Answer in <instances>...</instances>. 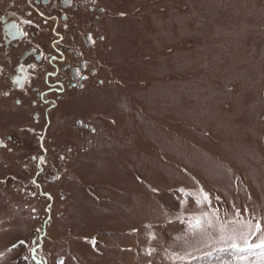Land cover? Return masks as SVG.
Listing matches in <instances>:
<instances>
[{
  "label": "rangeland",
  "instance_id": "rangeland-1",
  "mask_svg": "<svg viewBox=\"0 0 264 264\" xmlns=\"http://www.w3.org/2000/svg\"><path fill=\"white\" fill-rule=\"evenodd\" d=\"M98 6L58 27L96 76L48 126L43 77L0 81V264H264V0Z\"/></svg>",
  "mask_w": 264,
  "mask_h": 264
},
{
  "label": "flooded vegetation",
  "instance_id": "flooded-vegetation-1",
  "mask_svg": "<svg viewBox=\"0 0 264 264\" xmlns=\"http://www.w3.org/2000/svg\"><path fill=\"white\" fill-rule=\"evenodd\" d=\"M80 10L90 14L104 12L98 6V0H0V81L6 87L13 86L2 92L3 98L9 99L10 94L11 97L12 94L24 95L26 86H34L36 78L43 77L48 88L44 91L32 88L30 91L35 94L32 104L39 107L47 126L51 122L49 112L55 109L56 103L65 101L68 92H83L88 81L96 76L95 69L81 57L78 47L64 49L67 35L57 31L62 27L66 32L70 18ZM48 37H54L49 42L52 50L45 51L37 43ZM93 38L97 42L103 41V36L95 37L89 32L81 37L83 54L94 49ZM49 67L55 74L49 71ZM53 95L54 98L49 97ZM11 101L15 109L22 105L19 98L13 97ZM32 118L36 124L41 120L38 112L33 113ZM81 127L90 130L91 134L96 132L91 126L82 124ZM39 148L42 155L35 159V176L42 175L48 165V151L42 141Z\"/></svg>",
  "mask_w": 264,
  "mask_h": 264
},
{
  "label": "snow or ice",
  "instance_id": "snow-or-ice-1",
  "mask_svg": "<svg viewBox=\"0 0 264 264\" xmlns=\"http://www.w3.org/2000/svg\"><path fill=\"white\" fill-rule=\"evenodd\" d=\"M13 27L15 28L16 26L15 25H13ZM18 82V81H17ZM205 199H207V196H205L204 197ZM195 224L198 226L199 224H200V221L199 220H196L195 221ZM257 230L259 231L260 230V225L258 224L257 225ZM236 245L235 244H233V247H235ZM258 247H264V240H261L260 241V244L259 245H257ZM61 264H62V262H61Z\"/></svg>",
  "mask_w": 264,
  "mask_h": 264
},
{
  "label": "water",
  "instance_id": "water-1",
  "mask_svg": "<svg viewBox=\"0 0 264 264\" xmlns=\"http://www.w3.org/2000/svg\"><path fill=\"white\" fill-rule=\"evenodd\" d=\"M57 264H61V260H58Z\"/></svg>",
  "mask_w": 264,
  "mask_h": 264
},
{
  "label": "bare ground",
  "instance_id": "bare-ground-1",
  "mask_svg": "<svg viewBox=\"0 0 264 264\" xmlns=\"http://www.w3.org/2000/svg\"><path fill=\"white\" fill-rule=\"evenodd\" d=\"M239 157V156H238ZM240 158V157H239Z\"/></svg>",
  "mask_w": 264,
  "mask_h": 264
}]
</instances>
